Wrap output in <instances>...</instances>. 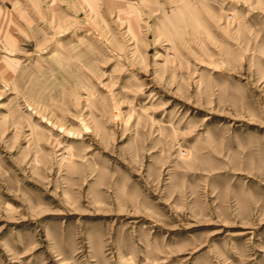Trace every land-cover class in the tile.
I'll use <instances>...</instances> for the list:
<instances>
[{"label": "rangeland", "instance_id": "obj_1", "mask_svg": "<svg viewBox=\"0 0 264 264\" xmlns=\"http://www.w3.org/2000/svg\"><path fill=\"white\" fill-rule=\"evenodd\" d=\"M0 264H264V0H0Z\"/></svg>", "mask_w": 264, "mask_h": 264}]
</instances>
